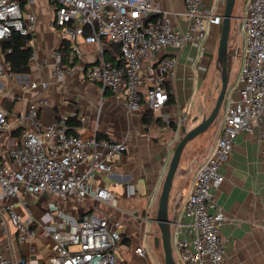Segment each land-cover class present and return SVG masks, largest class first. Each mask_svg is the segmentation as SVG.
<instances>
[{"label":"built area","instance_id":"1","mask_svg":"<svg viewBox=\"0 0 264 264\" xmlns=\"http://www.w3.org/2000/svg\"><path fill=\"white\" fill-rule=\"evenodd\" d=\"M48 1L54 5L53 24L60 27L70 42L82 37L86 43L98 47L99 61L85 70V78L113 93L123 91L129 111L139 110L145 101L163 122L162 128L174 127L172 145L176 147L184 135L182 127L189 114L187 110L179 119L172 120L164 111L171 92L165 81L174 73L177 58L166 55L156 63L145 60L154 59L159 51L168 47L180 50L187 43H202L212 22H223V13L215 14L216 3L205 7L207 0H185L184 15L188 24L181 30L172 24L173 13L164 10L155 0ZM37 3L38 0H0V40L10 37L13 31L30 36L26 44L32 47L31 64L36 58ZM245 12L239 20L243 38L241 65L235 86L226 94L220 132L195 170L183 207L186 221L172 223L177 264H224L226 240L221 229L227 216L215 198L216 189L224 181L222 169L242 131L264 141V0H246ZM114 44L119 46L121 65L104 56L106 47ZM11 51L12 48H0V237L12 222L17 230V241L25 243L33 240L37 231L23 222L15 205L22 193H49L75 204L92 197L118 210L117 196L100 185L94 189L92 181L97 172L111 171L112 164L104 158L121 154L127 147L124 141L95 136L87 139L70 131L65 115L44 122L40 110L50 103L46 96L31 99L19 112L6 108L1 99L7 96L8 85L18 75L6 58ZM72 51L77 56L83 53L77 44L72 46ZM53 57L52 73L62 81L69 68L64 64L60 47L54 49ZM43 67L42 63L36 64L39 70ZM47 87L45 80L20 84L23 92ZM15 131L19 133L18 139L8 143ZM261 156L264 159V148ZM20 202L25 201L20 199ZM155 210L152 203L147 213L156 214ZM77 217L74 231L56 230L42 224V232L55 242V252L47 261L50 264H124L118 255L124 222L111 214L95 212H82ZM146 244L136 251L144 255L150 250L151 240L146 239ZM8 248L0 241V264H39L29 257L15 261L6 253Z\"/></svg>","mask_w":264,"mask_h":264},{"label":"crops","instance_id":"2","mask_svg":"<svg viewBox=\"0 0 264 264\" xmlns=\"http://www.w3.org/2000/svg\"><path fill=\"white\" fill-rule=\"evenodd\" d=\"M155 1L164 10L173 13L171 20L174 27L181 30L187 27L185 0ZM214 2L215 14L223 13L225 0H207L204 5L208 7ZM35 9L36 58L29 73H19L16 80L8 85L7 96L17 100L13 111L23 110L37 96H46L50 103L40 110V118L44 122H51L58 115L76 116L81 124L75 128V132L84 138L103 135L110 140L124 141L127 147L125 152L109 159L104 158L112 164L111 171L97 172L92 181L94 189L98 185L110 189L117 196L120 207L118 210L111 209L92 197L81 204H75L49 193H22L19 198L25 202L21 203L20 199H16L15 205L22 214L23 222L36 229L37 236L33 240L19 243L16 227L9 222L8 230L0 237V241L9 247L6 253L15 261L29 257L39 264H50L47 260L55 252V242L42 232V224H48L56 230L74 231L77 229V216L82 212L111 214L119 217L125 224L123 239L118 246V255L124 264H160L156 258L157 248L154 246L158 230L156 214H148L147 208L153 203L157 210L162 184L175 149L172 145L174 127L162 128L163 122L155 115L146 124V109L141 107L139 110L129 111L123 91L113 93L101 84L87 80L85 70L98 63L100 52L94 43H86L82 37L70 42L69 58L65 64L69 73L64 80L58 81L52 73L53 51L69 39L59 26L53 24V4L48 0H38ZM221 29L222 24L213 21L208 36L202 43H187L180 50L168 47L159 51L154 59L145 60L146 63H156L166 55L176 56L174 73L166 78L174 101H168L164 111L170 114L172 120H176L188 110L189 114L183 123L185 131L193 128L205 116L198 98L199 91L212 67ZM76 44L83 51L81 56L72 51V46ZM112 48L113 46L106 47L105 58L111 56ZM73 58H76V62L71 65ZM38 63L44 65L43 69L36 68ZM31 80H45L48 87L44 90L21 91L20 84ZM147 87L146 84L144 93ZM197 116L199 120L195 122ZM220 129L221 126L218 134ZM256 130L259 131L258 128ZM18 137L19 133L15 131L8 143ZM213 141L210 136L201 139L196 137L183 151L171 190L173 201L169 204L173 222L186 221L184 202L192 188L200 159ZM263 148L264 141L242 131L228 163L222 169L224 181L216 189L215 198L227 216L221 229L226 240L224 264H264ZM146 239L151 240L150 250L142 255L136 248L147 246Z\"/></svg>","mask_w":264,"mask_h":264},{"label":"water","instance_id":"3","mask_svg":"<svg viewBox=\"0 0 264 264\" xmlns=\"http://www.w3.org/2000/svg\"><path fill=\"white\" fill-rule=\"evenodd\" d=\"M236 5V0H225L222 29L217 48L216 66L221 74V90L217 97L216 103L208 116H203L202 119L191 129L187 130L182 138L177 143L172 158L168 164V169L162 184L161 193L159 196L155 221L157 223L160 235L154 237V246L159 248L162 246L164 251V264H177L174 257V249L172 244V223L173 220L169 213V204L173 201L171 190L175 175L178 171L183 151L186 145L206 132L208 128L216 120L223 102L225 100L228 85H229V36L231 32L233 11ZM199 120L195 117L194 121Z\"/></svg>","mask_w":264,"mask_h":264},{"label":"rangeland","instance_id":"4","mask_svg":"<svg viewBox=\"0 0 264 264\" xmlns=\"http://www.w3.org/2000/svg\"><path fill=\"white\" fill-rule=\"evenodd\" d=\"M245 3L246 0H236V5L233 11L234 17L232 19V26L231 32L229 36V85L228 91L231 87H234L236 84V80L238 77V70L241 65V54H242V45H243V38L241 33L239 32V20L241 17L245 15ZM239 55V56H238ZM238 56V60H237ZM217 60V51L215 53L214 61L212 67L208 74L206 75L204 82L201 86L199 91V100L201 102V110L205 116H208L213 109L219 92L221 90V74L219 69L216 66ZM228 94V92H227ZM226 99V97H225ZM225 111V100L221 107V110L214 121V123L208 128V130L198 136V139L210 136L211 140H215L218 136V129L220 128L223 116ZM186 132V131H185ZM184 132V134H185ZM195 143V142H194ZM156 234L160 235L159 229L156 230ZM155 249V248H154ZM156 251V258L160 264H164V251L162 246L157 248Z\"/></svg>","mask_w":264,"mask_h":264},{"label":"trees","instance_id":"5","mask_svg":"<svg viewBox=\"0 0 264 264\" xmlns=\"http://www.w3.org/2000/svg\"><path fill=\"white\" fill-rule=\"evenodd\" d=\"M30 36L22 35L19 31H13L12 35L6 39L0 40V48L5 50L7 48H12V51L6 54V58L11 62L12 70L15 73H29L31 71V54H32V47L27 46V40ZM112 53L111 56L106 58L107 60L116 63L117 65H121L122 63L117 60L118 55L120 54L119 46L114 44L112 45ZM70 41H65L62 46H60V50L63 54L64 64L68 61L69 52H70ZM107 52V51H106ZM105 52V53H106ZM76 62V58H73L74 64ZM166 86L170 89L169 85L166 83ZM2 104L8 108L9 110H13L14 105L16 104V98H9L8 96L3 97L1 99ZM174 98L170 92V102H173ZM142 107L146 109V114L144 115V122L149 124L154 117V113L148 107L147 103L143 101ZM68 122L70 125V131L75 132V128L80 126V120L76 116L68 117ZM185 132L184 127H182V133ZM77 133V132H75ZM98 139L105 138L103 135H99Z\"/></svg>","mask_w":264,"mask_h":264}]
</instances>
